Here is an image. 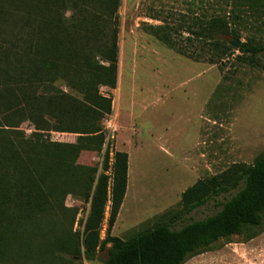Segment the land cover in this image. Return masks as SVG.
<instances>
[{
  "label": "rangeland",
  "instance_id": "374dc122",
  "mask_svg": "<svg viewBox=\"0 0 264 264\" xmlns=\"http://www.w3.org/2000/svg\"><path fill=\"white\" fill-rule=\"evenodd\" d=\"M219 13L232 14L238 37H227L229 43L264 45V0H121L118 83L115 89L100 88L112 100V113L102 123L104 145L98 137L79 143L67 122L55 124L41 142L33 124L19 128L29 142L26 148L20 143L23 156L32 152L28 163L45 195L42 209L24 212L12 204L4 213L0 264H103L107 251L94 262H70L67 252L82 237L88 194L103 176L111 198L117 152L129 156L128 194L111 235L125 241L169 222L181 211L184 192L197 182L234 165H252L264 153V59L251 65L236 52L214 65L195 41L198 21L207 24ZM157 33L168 34L176 47L165 45ZM58 86L66 90L63 83ZM7 157L4 188L14 193V185L23 189L29 175ZM230 198L196 210L176 228L215 215ZM111 206L101 240L108 237ZM243 239L222 241L187 264H264V232L248 243Z\"/></svg>",
  "mask_w": 264,
  "mask_h": 264
},
{
  "label": "trees",
  "instance_id": "16d2710c",
  "mask_svg": "<svg viewBox=\"0 0 264 264\" xmlns=\"http://www.w3.org/2000/svg\"><path fill=\"white\" fill-rule=\"evenodd\" d=\"M120 7L121 0H0V226L12 204L24 212L42 209L45 192L30 169L33 163H28L32 152L25 157L24 145L20 146L29 144L18 132L23 124H33L38 142L55 124L67 122L68 132L79 136V143L98 137L104 145L102 123L112 113V100L101 95L100 88L115 89L118 83ZM230 15L219 13L207 24L198 21L194 36L199 52L214 65L236 52L241 54L238 59L257 64L264 59L263 44L243 43L234 49L226 40L238 37ZM155 36L176 47L168 34ZM60 82L66 90L58 86ZM7 153L16 161L14 169L29 175L23 189L14 185L15 194L4 188L1 169ZM114 160L111 198L108 177L103 176L88 194L89 216L82 237L78 235L68 248L70 262L82 258L94 262L107 251L103 264H187L216 250L222 241L238 236L248 243L264 232V153L252 165H234L197 182L184 192L181 211L169 222L127 241L111 233L127 195L129 156L117 152ZM230 195L215 215L176 228L196 210ZM109 202V233L101 240Z\"/></svg>",
  "mask_w": 264,
  "mask_h": 264
},
{
  "label": "water",
  "instance_id": "95a60500",
  "mask_svg": "<svg viewBox=\"0 0 264 264\" xmlns=\"http://www.w3.org/2000/svg\"><path fill=\"white\" fill-rule=\"evenodd\" d=\"M230 44H231V46H232L234 49H239V48L241 47V45H242V43H241L239 40H237V39H232V40L230 41Z\"/></svg>",
  "mask_w": 264,
  "mask_h": 264
},
{
  "label": "crops",
  "instance_id": "0c3cea01",
  "mask_svg": "<svg viewBox=\"0 0 264 264\" xmlns=\"http://www.w3.org/2000/svg\"><path fill=\"white\" fill-rule=\"evenodd\" d=\"M127 194H128V189H127ZM126 197H127V195H126ZM126 197H125V200H126ZM125 202V201H124ZM124 204V203H123Z\"/></svg>",
  "mask_w": 264,
  "mask_h": 264
}]
</instances>
